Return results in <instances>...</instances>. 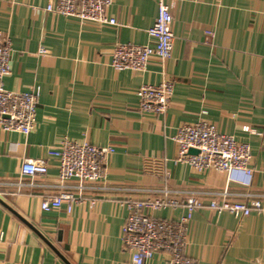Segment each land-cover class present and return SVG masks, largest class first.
I'll return each mask as SVG.
<instances>
[{"label":"crops","instance_id":"1","mask_svg":"<svg viewBox=\"0 0 264 264\" xmlns=\"http://www.w3.org/2000/svg\"><path fill=\"white\" fill-rule=\"evenodd\" d=\"M55 1L0 0V32L13 48L3 85L41 89L29 134L0 128V181L20 180L26 159L48 166L34 186L26 179L22 188L0 187V264H130L122 202L156 198L162 189L178 203L156 211L157 217L186 215L189 195L204 204L188 227L186 254L197 264H264V213L211 207L224 189L230 201L264 193V0H164L174 16L172 55L165 62L152 58L144 72L118 71L112 57L117 43L150 44L158 0H114L108 14L118 26L48 12ZM210 30L214 36L206 44ZM164 80L175 83L167 111L141 113L140 87ZM201 120L250 144V185L177 162L178 128ZM64 138L111 145L115 153L104 180L72 190L81 199L71 213L66 206L43 211L42 200L60 191L59 161L49 150ZM146 264H168V255L156 253Z\"/></svg>","mask_w":264,"mask_h":264},{"label":"built area","instance_id":"2","mask_svg":"<svg viewBox=\"0 0 264 264\" xmlns=\"http://www.w3.org/2000/svg\"><path fill=\"white\" fill-rule=\"evenodd\" d=\"M113 1L56 0L49 3L46 10L99 26H118L117 19L108 14V8ZM173 21L174 16L170 8L164 0H158V16L148 30L150 44L117 43L113 52L112 67L118 71L144 72L152 58H158L162 62L169 59L174 46ZM213 36V31H206L205 43L211 44ZM12 53L10 38L0 32V128L27 135L36 124L41 89L35 87L23 92L4 87L3 81L11 72ZM40 53L45 54L47 50L42 48ZM174 90L175 83L172 80H164L159 85H142L138 91L140 112L163 115L170 105ZM245 131L255 132L250 127H245ZM173 139L178 147L177 162L186 163L197 172L206 170L226 172L231 179L242 185L251 184L253 155L249 143L236 140L235 136L219 131L205 120L180 126ZM191 149L198 150V153L191 154ZM114 153L115 148L111 145L99 147L88 141L62 139L57 148L49 150V155L59 161L55 186L60 188V191L56 196L44 198L41 209L50 211L66 206L68 213H71L81 199L72 190L83 191L89 187L88 184L104 180L108 159ZM47 173L48 166L45 160L26 159L21 168V179L0 181V187L22 188L28 185L24 181L26 179H30L29 185L34 186L33 181L46 176ZM73 180L78 184H69ZM159 192L161 195L156 198L146 200L130 198L122 202L128 210V216L122 227L121 237L124 248L132 255L130 264H146L154 254L160 252L168 255V264H197L186 254L188 227L194 211L203 208L204 204L189 195L185 199L188 209L186 215L178 220L160 218L155 216L156 211L175 207L178 201L169 197L170 191L167 189ZM218 194L220 201L214 202L211 207L219 212L243 216L250 215L253 210L264 213V193L254 195L255 198L249 202L230 201L227 197L231 193L227 189Z\"/></svg>","mask_w":264,"mask_h":264},{"label":"water","instance_id":"3","mask_svg":"<svg viewBox=\"0 0 264 264\" xmlns=\"http://www.w3.org/2000/svg\"><path fill=\"white\" fill-rule=\"evenodd\" d=\"M190 153H191V154H197V153H198V150L191 149V150H190Z\"/></svg>","mask_w":264,"mask_h":264}]
</instances>
